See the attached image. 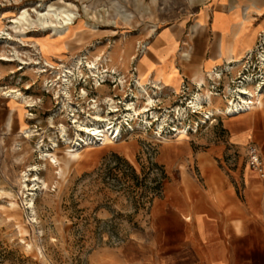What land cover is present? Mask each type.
I'll use <instances>...</instances> for the list:
<instances>
[{
  "label": "rangeland",
  "instance_id": "obj_1",
  "mask_svg": "<svg viewBox=\"0 0 264 264\" xmlns=\"http://www.w3.org/2000/svg\"><path fill=\"white\" fill-rule=\"evenodd\" d=\"M200 1L164 0L160 12L167 15L161 19L159 0H0V95L11 90L33 102L24 107L25 113L17 110L13 129L8 131L7 110L15 100L9 97L5 107L0 99V264H121L120 251L131 240V231L144 225L151 201L167 194L176 180L181 186L190 185L189 181L204 186L203 177L213 168L226 170L237 160L245 166L246 147L242 151L226 144L227 116H214L192 132L200 114L191 113L190 106L197 93L207 95L215 106H224L239 98L238 89L243 86L250 92L252 112L260 111L256 109L264 104V87L258 92L264 73V24L254 45L240 57L185 78L179 87H163L152 82L150 75L143 76L140 80L152 96L147 122L126 117L124 101L136 100L137 109L146 102L137 93L139 57L160 40L159 35L174 37V31L166 34L161 29L182 13L191 17ZM48 4L75 12L71 26L77 29L67 40L62 36L70 33L68 26L38 29L31 22L15 21L22 10L34 18V10ZM189 38L186 31L180 39L178 61L189 58L185 49ZM44 39L50 43L43 48L38 41ZM76 58L97 62L102 72L91 76L83 67L80 75L73 68ZM63 66L74 71L68 109L76 110L85 122L96 111L92 106L98 105L106 117L109 103L105 98L111 96L118 111L111 112L107 121L122 126L117 140L110 139L107 145L97 140L88 146L78 142L80 151L76 152L68 147L69 140L61 139L60 124L65 125L70 140L76 134L71 113L60 111L65 99L62 94L56 97L51 86ZM19 124L30 130V150L17 161ZM183 130L186 134L179 135ZM181 137L177 143L175 139ZM199 141L205 152L213 143L225 144L229 152L190 155L188 148L195 150L194 143ZM38 145L56 148L61 172L58 165L40 159ZM159 155L164 164L158 162ZM33 164L37 170L28 176H39L37 183L27 180L24 186L16 174ZM155 165L162 167L164 179ZM30 198L32 208L25 204Z\"/></svg>",
  "mask_w": 264,
  "mask_h": 264
},
{
  "label": "crops",
  "instance_id": "obj_2",
  "mask_svg": "<svg viewBox=\"0 0 264 264\" xmlns=\"http://www.w3.org/2000/svg\"><path fill=\"white\" fill-rule=\"evenodd\" d=\"M158 15L162 19L167 14ZM263 24L264 0H201L191 17L182 13L161 29L175 36L159 35L152 43L150 57L142 63L143 76L163 87H179L185 78L240 57L254 45ZM186 31L191 33L185 47L189 58L178 61L176 51ZM263 109L227 116L225 123L226 144L243 151L254 143L264 164ZM194 144L195 150L188 149L195 157L229 152L223 143L211 144L206 152L203 142ZM158 159L164 164L160 155ZM229 165L209 170L204 186L192 181L181 186L176 180L167 194L153 199L144 225L131 231V240L120 251L121 264H264V178L241 160Z\"/></svg>",
  "mask_w": 264,
  "mask_h": 264
},
{
  "label": "bare ground",
  "instance_id": "obj_3",
  "mask_svg": "<svg viewBox=\"0 0 264 264\" xmlns=\"http://www.w3.org/2000/svg\"><path fill=\"white\" fill-rule=\"evenodd\" d=\"M162 4H163V1H162ZM159 10H160V8H159ZM34 11H35V17L34 18L33 17L32 18H28L27 16L29 14H28L27 10H22V12H20L19 16L15 19V21H17V22H25V23H28V24H30V22H31L38 29H45V28H50V27L63 28V27L68 26L70 33L68 35H65V36L63 35L62 36L63 38H66V40L73 33H75V29H77V26H71L72 20L74 18V14H75V12H73L72 9H68V8H65V7H55V6H52V5L48 4L47 6H45L40 11H38V10H34ZM84 25H81V26H84ZM194 27H196V26H194ZM26 28H27V26H26ZM7 34H9V33H7ZM38 42L40 43V45L43 48L48 43H50L46 39L39 40ZM5 46H7V44ZM63 47H65V45L62 46L61 49H63ZM150 48L151 47L148 46L146 48V51H145L144 55L139 57L138 62H137L138 75L135 78L138 87H140V89L138 90L137 93L140 94L141 98L145 99L146 102H145L144 105H142V108H140V109L138 108L137 109L135 107V104H136L135 101L136 100L134 101V100L130 99V100L124 101V104L126 106L125 109L128 110L127 114H126V117H128L129 120H133V121L141 120V121L147 122L146 112L149 110L148 106L151 105L152 96L150 95V92H148L149 90H147L144 87V82L145 81L142 82L143 80H140V79L144 75L143 72H142V63L145 61V58H149L150 57ZM7 60H10V59H7ZM96 63L97 62L92 61V60L84 62V61H82V59L76 58V59H74V62H73V68H75L78 71V73L80 75H82V73H81L82 68L85 67V68H87V69H89L91 71V76H93V75L96 76L95 73H94L95 71L97 73L98 72H102L101 70H99L98 65L96 66ZM63 67H64L62 69L63 73L59 74L57 77H55L51 81L52 82L51 86H53V90L55 91L54 94H55L56 97H58L59 95L62 94V99L67 100V98H69V96H70L69 95V89H71V87H72L71 76L74 75V71L72 69L68 68V67L67 68L65 66H63ZM57 73H59V72H57ZM260 76L263 78V81L262 82L260 81L261 83H259L258 92L263 90V87H264V73H261ZM87 77H88V75H85V78H87ZM121 82H122V80L119 79L118 83H121ZM80 92L83 95L86 94V91L84 89H81ZM241 93L245 94V95H248V97L247 98L243 97ZM3 94H5V96L1 97V95H0V99L4 100L5 107H6V103H7V100H8L9 97L12 100H15V103L11 106V108H9L7 110V117H6V120H5V126H6L7 130L10 131L11 129H13L12 128V124L14 122L13 119H14V117L15 118L17 117L16 116L17 115V110L20 109V110L23 111V113H25L24 107L25 106H32L33 102H32V100H28L27 98H25L26 96L23 97V95L20 92H13L12 93L11 90H6V91L3 92ZM257 95H260V94L257 93ZM134 96L136 98H140V96H136V95H134ZM110 97L105 98L106 102L109 103V110H107V111L105 110L106 111L105 112L106 115H104V116H106V117H103V115L100 114V108L98 107V105H93L92 108L96 109V111L94 112V115L92 117H90L89 119H86L85 122L79 120V117L75 114L77 112L76 110H69L68 109V100L66 102L64 100L63 105H62V109H60V111L61 112L62 111H66L67 113H71L70 118H71L72 123L76 127V134H75V138L70 140L69 137L66 135V127H65V125L64 124H60L59 125L60 137L65 143H67V141L69 140V143H71V145L68 146V147L69 148L71 147V149L73 151H76V152L80 151V149L77 147L78 146V142H83L84 143L83 145L88 146L90 143H95L97 140H102L101 144L102 145H107L109 143L110 139H114V140L118 139V137L120 136L121 130H122V126L120 125V123L119 124L115 123V122L111 123V122L107 121L109 119V114L111 112L118 111L117 105L115 104L114 100H112ZM238 97L239 98L237 100L231 99L230 103L229 104H225L224 106H215V105L212 104L211 100L209 99V97L207 95L201 94V93H197L196 96H195V99L191 101L192 104H191L190 108H193V109H191L190 112L191 113H198V114H200V117H199L198 122L192 124V126H191L192 127V132H196L198 130L199 124H203V125L206 124V121H210L214 116L235 117V116H239V115H243V114L249 113L250 111H252L254 109V107L251 106L253 102H252V100L250 98V92L247 90L246 87H243V86L239 87V89H238ZM202 103L206 105L205 109L202 108V106H203V105H201ZM263 107H264V104H261L259 109H263ZM197 109H198V111H197ZM152 114H153V112H152ZM139 117H141V118H139ZM18 126H19V130H18V134H17V137L15 138V140L18 143H20L21 147L19 149V155L16 156V160L20 161V157H21L22 153L24 151H26V150H30V146H29L28 141H27L28 137L30 136L29 133H28L30 130L27 129V128H24L20 124ZM178 133H180L179 135L186 134V130L185 131L183 130V132L180 131ZM13 150H14V148H13ZM38 151L40 152L39 155H40V159L41 160H43L45 162H48L52 166H55V164L58 165V170H59V172H61V167L59 166V159L57 158V156L55 154L56 148L51 150V149H47V148H41L40 145H38ZM36 166L37 165H34V164L33 165H29L28 167H26V169H24V171L19 172L18 174H16V178H18V177L20 179L23 178V184H24V181L30 180L33 183V185H35V182L37 183V179H38L39 176L37 177V176H35L36 175L35 174V175H33L32 178H29L28 175H29V171L37 170ZM39 181H40V179H39ZM24 186H27V185L24 184ZM29 190H33V187L30 188ZM25 204H26V206L28 208H32L33 207L31 198L28 201H26Z\"/></svg>",
  "mask_w": 264,
  "mask_h": 264
},
{
  "label": "built area",
  "instance_id": "obj_4",
  "mask_svg": "<svg viewBox=\"0 0 264 264\" xmlns=\"http://www.w3.org/2000/svg\"><path fill=\"white\" fill-rule=\"evenodd\" d=\"M245 147V158L247 166L251 170L256 172L260 178H264V164L258 147L253 143H247Z\"/></svg>",
  "mask_w": 264,
  "mask_h": 264
},
{
  "label": "trees",
  "instance_id": "obj_5",
  "mask_svg": "<svg viewBox=\"0 0 264 264\" xmlns=\"http://www.w3.org/2000/svg\"><path fill=\"white\" fill-rule=\"evenodd\" d=\"M155 166H157V165H155ZM159 169H160V175H161V177L164 179L165 178V174H164V171H163V169H162V167L159 165V166H157ZM131 171L133 172V169L131 168ZM132 174V173H131ZM133 177H134V175H133ZM161 184L159 183V186H160Z\"/></svg>",
  "mask_w": 264,
  "mask_h": 264
}]
</instances>
